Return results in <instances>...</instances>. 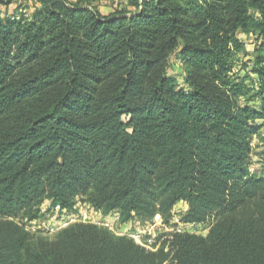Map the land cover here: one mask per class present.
Here are the masks:
<instances>
[{
  "label": "trees",
  "instance_id": "16d2710c",
  "mask_svg": "<svg viewBox=\"0 0 264 264\" xmlns=\"http://www.w3.org/2000/svg\"><path fill=\"white\" fill-rule=\"evenodd\" d=\"M19 1L0 0V264H264V0ZM46 201L211 225L152 249L92 223L50 238L27 229Z\"/></svg>",
  "mask_w": 264,
  "mask_h": 264
},
{
  "label": "rangeland",
  "instance_id": "374dc122",
  "mask_svg": "<svg viewBox=\"0 0 264 264\" xmlns=\"http://www.w3.org/2000/svg\"><path fill=\"white\" fill-rule=\"evenodd\" d=\"M39 2L35 0H21L19 2H14L11 4L8 9L3 6L1 7L2 12L8 11L10 14H20L25 13L29 14L31 12V8L34 7V5H38ZM130 0H112V1H101L97 4L99 10L104 13L108 14L110 12H113L117 9H130L129 6ZM6 10V11H5ZM246 38V37H245ZM255 47V41L252 38V36H247L246 38V49L249 53L253 52V49ZM240 59L242 61H246L249 58L243 54L239 55ZM241 64L238 63L237 68ZM169 73L174 75L180 82H182L184 73L182 69V64L179 62L178 59L172 58L171 65L169 68ZM264 128L261 131V135H257L254 137L252 141L253 151L251 153V170L254 173H261L264 169ZM187 209V205L185 204H179L175 209V215L177 219L180 217L181 214ZM42 211L44 215L36 220L31 222L28 225V230H30L34 234H43L44 236L53 238L56 233H58L61 229L66 227L68 224L71 223H92V224H98L104 223V222H115V226L120 228V223H117L115 214H108L103 215L101 212L93 209L89 205L83 203L81 206L78 207L75 211H68L64 210L61 211L59 208H53L51 207V201H46L42 205ZM160 219V218H159ZM156 220L159 222L160 220ZM171 223H174L173 221ZM211 221H207L205 223L201 224H195L192 226L187 227V231L194 233L196 235L200 236H207L209 229H210ZM170 226V225H168ZM134 228L137 229V225H134ZM133 227H128L127 229L134 230ZM159 230H157L158 232ZM166 231L158 232L163 233ZM168 252V249H166ZM171 258V256H170ZM170 261V260H169ZM168 261V262H169Z\"/></svg>",
  "mask_w": 264,
  "mask_h": 264
},
{
  "label": "built area",
  "instance_id": "2783aa9c",
  "mask_svg": "<svg viewBox=\"0 0 264 264\" xmlns=\"http://www.w3.org/2000/svg\"><path fill=\"white\" fill-rule=\"evenodd\" d=\"M55 208L60 209L59 206H57ZM174 212H175V210H174ZM110 214H112V213H110ZM114 214H115L114 216L116 218L117 223H120V225H121L120 228L115 226V222H109V221L104 222V223H99V225L108 228L111 232H113L117 236L128 237L130 239H133L136 243H138L144 247L150 248V249H152L154 247V244H155L157 238L159 237L160 234H162V233H158V232L166 231L163 233H169V234L170 233H176V232L177 233H184V232H189L186 230L187 227L195 225V224L186 225V224L182 223L181 222V215L177 219L175 213H174L172 220L170 221V224L164 223L162 217L160 215H157L155 217L154 223L151 225H148V226H143L139 221H135V222L130 221L127 223H121L119 214L118 213H114ZM103 215H105V214H103ZM158 219L160 220L159 222L156 221ZM172 221L174 223H171ZM134 225H137V229L134 228ZM168 225H170V226H168ZM129 226L133 227L134 230L127 229ZM27 229H28V226H27ZM157 230H159V231L157 232ZM189 233H191V232H189ZM192 234H194V233H192ZM159 245L160 244H158L156 246V248H158Z\"/></svg>",
  "mask_w": 264,
  "mask_h": 264
}]
</instances>
